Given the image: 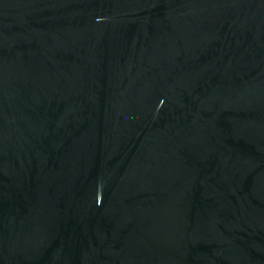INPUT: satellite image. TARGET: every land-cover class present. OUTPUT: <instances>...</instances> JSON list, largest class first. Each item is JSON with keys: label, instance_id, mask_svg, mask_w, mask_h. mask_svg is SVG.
<instances>
[{"label": "water", "instance_id": "obj_1", "mask_svg": "<svg viewBox=\"0 0 264 264\" xmlns=\"http://www.w3.org/2000/svg\"><path fill=\"white\" fill-rule=\"evenodd\" d=\"M0 264H264V0H0Z\"/></svg>", "mask_w": 264, "mask_h": 264}]
</instances>
